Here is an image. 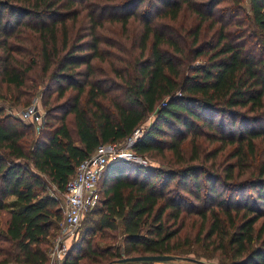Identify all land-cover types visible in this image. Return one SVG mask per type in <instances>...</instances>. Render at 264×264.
I'll use <instances>...</instances> for the list:
<instances>
[{"label": "trees", "instance_id": "1", "mask_svg": "<svg viewBox=\"0 0 264 264\" xmlns=\"http://www.w3.org/2000/svg\"><path fill=\"white\" fill-rule=\"evenodd\" d=\"M244 1L0 0V101L47 109L37 132L0 107V264H49L54 186L152 115L132 149L160 166L111 162L99 184L97 232L122 244L93 249L89 230L62 264L191 244L264 264V0Z\"/></svg>", "mask_w": 264, "mask_h": 264}, {"label": "built area", "instance_id": "2", "mask_svg": "<svg viewBox=\"0 0 264 264\" xmlns=\"http://www.w3.org/2000/svg\"><path fill=\"white\" fill-rule=\"evenodd\" d=\"M2 106L5 107L4 104ZM7 114L15 115L23 122L34 125L37 132H40L45 124L46 114L37 103H32L26 108H7ZM142 134L143 130L137 129L134 135L124 142L126 144L124 148H119L117 144L100 145L78 166L74 176L67 183L65 191L61 192L54 186L52 194L62 202L64 216L59 222L60 230L49 251V264H62L70 248L68 239L71 241L77 238L85 217L100 204L99 184L107 166L111 162L118 161L143 162L132 149Z\"/></svg>", "mask_w": 264, "mask_h": 264}, {"label": "rangeland", "instance_id": "3", "mask_svg": "<svg viewBox=\"0 0 264 264\" xmlns=\"http://www.w3.org/2000/svg\"><path fill=\"white\" fill-rule=\"evenodd\" d=\"M244 6L249 10L250 6H249V0H245L244 1ZM132 31L134 32V30L136 29V26L133 25L131 27ZM103 35L107 36V37H112L114 39H119V30L118 29H113V30H108L106 32H103ZM110 39V38H109ZM128 49L130 48V46L127 47ZM2 102L0 104V106H2L3 104L8 103L9 105H11L10 101H6L3 102L2 100L0 101ZM32 103H37L39 105V107L42 109L43 113H47V109L44 107L43 104V98H42V94H39L37 97H35V99L32 101ZM154 115H152L147 122L143 125V130H145L147 127H149L151 125V123L153 122L154 119ZM70 124L72 125V121L70 120ZM119 146V148H124L126 146V144L124 142L118 143L117 144ZM142 158V157H140ZM142 163L145 165L146 167H156V166H160V162H158L157 160H153L150 158H142ZM139 163V162H138ZM54 193V191H51L50 193ZM53 195V194H52ZM100 205V204H99ZM98 205V206H99ZM102 207V206H101ZM64 216V213H63ZM100 217H101V208L98 207V209H94L92 212H90L85 219L82 222V225L80 227V231L79 234L77 236V238L73 239L70 241V239H68V243L69 246H71L73 244V242H77L80 241L82 239V237L85 236L87 231H93L95 233V238L93 240V249L95 248H105L107 246L116 244V245H121L123 242V239L121 237V233H116L117 236H113L114 238H105L104 240L101 238V235L97 232L99 229V223H100ZM60 230V229H59ZM58 230V231H59ZM58 235V232L54 235V237L52 238V244L55 240V237ZM180 254L182 256H184L185 258H192L194 260H199V261H203L206 262L208 264H228L225 263L224 261L220 260V258L217 256H214L211 254L210 251H206L203 247L202 244H191L187 247H184L180 250ZM184 261V263L186 264H199L196 262H192V261H188V260H181ZM87 263V262H86ZM166 264H172L173 262H164ZM84 264V263H83ZM126 264V263H124ZM155 264H160V263H155Z\"/></svg>", "mask_w": 264, "mask_h": 264}, {"label": "water", "instance_id": "4", "mask_svg": "<svg viewBox=\"0 0 264 264\" xmlns=\"http://www.w3.org/2000/svg\"><path fill=\"white\" fill-rule=\"evenodd\" d=\"M178 260V257L173 255H147V256H137V257H129V258H123L121 260H118V263L124 264V263H139V262H172ZM184 260L196 262L199 264H208L203 261L194 260L192 258H184Z\"/></svg>", "mask_w": 264, "mask_h": 264}, {"label": "crops", "instance_id": "5", "mask_svg": "<svg viewBox=\"0 0 264 264\" xmlns=\"http://www.w3.org/2000/svg\"><path fill=\"white\" fill-rule=\"evenodd\" d=\"M2 102H0V104H1ZM5 105V109H6V112H7V108H12L8 103H6V104H4ZM0 107H4V106H0ZM12 109H14V108H12ZM16 202H17V199H16V197L15 196H11V197H9L8 199H7V201H6V207L7 208H5L7 211L8 210H12V209H14V207H15V205H16ZM173 263L172 264H186V263H184V261H181V260H179V261H172ZM137 264H143V263H137ZM153 264H155V263H153ZM160 264H166V263H160ZM171 264V263H170Z\"/></svg>", "mask_w": 264, "mask_h": 264}]
</instances>
